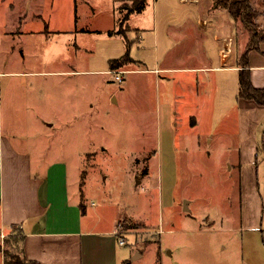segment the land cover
Segmentation results:
<instances>
[{"label": "crops", "instance_id": "obj_1", "mask_svg": "<svg viewBox=\"0 0 264 264\" xmlns=\"http://www.w3.org/2000/svg\"><path fill=\"white\" fill-rule=\"evenodd\" d=\"M4 1L5 9L11 11L18 21L16 37L19 40L28 37L29 49L27 53L21 51L22 56L26 54L32 60H38L40 66H35V61H32V69L28 70H2L0 66V78H9L5 83V111L4 100H0V264H12L8 263L6 257V251L11 252V244H15L17 255L30 264H141L148 252L154 255L158 263L166 259H163V255L168 252L165 256L174 259L173 264H194L189 258L192 250L187 244L177 243L164 249L163 230H154L133 216L120 220V208L115 218L109 220L108 213L104 218L107 203L104 199L90 201L88 208L82 185L76 191L71 188L66 148L61 146V158H53L47 137L42 138L40 134L34 138L32 136L33 121L46 123L47 116L41 110L42 106L35 107L40 101L37 103L34 100L42 99L45 92L48 96L53 89L50 78H57L60 83L63 76L82 75L84 72L80 66L77 67L81 65V54L87 47L83 40L84 33L93 35L91 58L103 55L110 67L112 60L125 56H113L110 49L113 42L120 43V51L132 50L135 41L130 40L128 35L119 34L116 29L120 21V7L125 9L126 0ZM156 1L147 0L141 13L135 12L126 18L127 27L142 38L143 44L147 33L153 35L154 67H149L144 58L131 57L132 61L119 69L126 71V74H154L159 85L161 105L170 108L168 117L171 120L180 116V108L185 107L193 124L198 126L212 107L221 109L224 126L220 138H223V146V141L230 139L229 146L232 156H235L234 166L239 174L236 196L241 204L240 213L213 210L208 214L206 210H196L190 201H185V204L188 202L192 211L182 212V207L179 208L181 213H185V218L197 224L199 229L210 228L211 231L219 226L223 232L232 233L236 250L231 249L226 264H264V105L239 96L240 71L243 69L241 60L249 37L237 55L239 60H232L230 54V60L228 58L229 61L224 63L221 56L224 47L219 49L222 65H216L211 55L199 62L201 65H188L185 62L175 65L178 58L174 51L166 54L164 63V55L161 57L159 53L160 20L166 26L165 32L169 38L174 36V26L169 24L164 10L161 14L158 12L159 4ZM86 11L94 12L92 17L95 19L96 15L107 11L109 22L101 28L84 29ZM219 37L215 35L216 40ZM100 50L102 54H99ZM52 61H55L54 64ZM133 64L140 67L131 68ZM123 67L129 68L125 70ZM248 69L254 87L264 88V42L258 50L249 53ZM111 70L102 72L109 73ZM178 74L184 75L183 78H176ZM190 74H199L198 81L189 78ZM23 77H29L26 86L19 83ZM34 110L36 114L32 115ZM54 123L48 120L45 125L53 127ZM210 135H203L204 140ZM198 137L201 139L200 134ZM81 154L76 147L71 150V155L76 159ZM127 218L150 229V234L157 235V241H150L146 245L137 242L128 248L125 238L126 244L120 245L121 236L129 233L120 232L122 221ZM170 231L178 233V229ZM229 245L222 246V249L229 250ZM204 249L211 250L210 245ZM202 259H198L196 264H207L204 261L207 256L204 255Z\"/></svg>", "mask_w": 264, "mask_h": 264}, {"label": "rangeland", "instance_id": "obj_2", "mask_svg": "<svg viewBox=\"0 0 264 264\" xmlns=\"http://www.w3.org/2000/svg\"><path fill=\"white\" fill-rule=\"evenodd\" d=\"M251 2L258 14L255 22L264 36V0ZM156 3L159 4L158 12L161 14L164 10L169 24L174 26L175 37L169 38L165 32L166 26L160 20L159 53L161 57L164 55V63L166 54L174 51L178 58L175 65L182 62L201 65L199 62L208 55L216 61V65H222L219 49L231 45V59L236 60L242 44L249 37L244 24L235 19L219 0H157ZM125 4L124 10L120 7V21L116 29L119 34L128 35L135 42L132 50L129 48L130 51L125 52L119 50V42H113V48H110L113 56L119 58L128 51L131 57L144 58L149 67H154V37L147 33L143 44L142 38L130 31L126 24L129 14L127 6L130 9L134 3L126 0ZM84 13V29L101 28L109 22L107 11L96 15V19L92 17L94 12ZM93 20L95 22L91 23ZM17 24L15 15L7 11L5 1L0 0L2 70L32 69V61H35L21 54V51L27 53L29 44L28 37L22 40L16 37ZM216 34L220 36L217 40ZM83 40L87 47L81 54V65H77L84 71L82 75L63 76L60 83L57 78L51 77L53 89L48 96L45 92L42 99L34 100L37 103L40 101L35 107L42 106L41 110L47 116L45 122L53 120L55 123L53 127H47L46 123L33 121V138L36 134L47 137L53 158H61L60 148H66L71 188L76 191L82 185L88 208L92 200L104 199L107 202L104 218L107 213L109 220L115 218L120 208V220L133 216L154 230H163L165 250L177 243L187 244L192 250L189 258L194 264L198 259L202 261L204 255L207 256L204 260L207 264H226L231 249L236 250L232 233L223 232L219 226L211 231L210 228L199 229L197 224L185 218V213H181L179 208L182 207V212L192 211L190 204H185V201H190L196 210H206L208 214L213 210L240 213L241 204L236 196L239 174L234 166L235 156H232L229 146L230 139L224 140L223 146V138H220L224 126L221 109L212 107L198 126L193 124L185 107L180 108V116L171 120L168 117L170 108L161 105L159 85L154 74L125 73L124 81L118 82L115 74L102 72L111 70L103 55L91 58L93 35L84 33ZM99 54H102V50ZM34 63L40 66L38 60ZM130 67L140 66L133 64ZM127 68L123 67L125 70ZM183 76L178 74L176 78L182 79ZM197 76L200 75H188L195 82L199 79ZM6 80L9 78H0V100H4V111ZM28 80L29 77H23L19 83L26 86ZM35 114L34 110L32 115ZM198 134L201 139H198ZM207 134L211 135L204 140L203 135ZM74 147L82 153L78 159L71 155ZM172 229H178V233L171 232ZM120 232H129L125 236L128 248L137 242L146 245L150 241H157L156 234H150V229L132 218L122 221ZM14 245L11 244L13 251L10 249L13 253L16 251ZM208 245L211 250L204 249ZM224 245H229V250L224 251ZM19 248L17 246V250ZM166 254L163 255V259H166L158 263L154 255L148 252L141 264H173L175 260Z\"/></svg>", "mask_w": 264, "mask_h": 264}, {"label": "trees", "instance_id": "obj_3", "mask_svg": "<svg viewBox=\"0 0 264 264\" xmlns=\"http://www.w3.org/2000/svg\"><path fill=\"white\" fill-rule=\"evenodd\" d=\"M224 3L226 9L229 13L237 20H240L244 26L248 29L249 41L246 50L242 56V67L240 71V93L239 96L245 99H250L256 101L260 105H264V88H256L252 84L251 74L249 71V53L253 50H258L262 42H264V36L255 22L257 18V11L254 9L251 0H219ZM134 7H131L129 14L141 13L145 7L147 0H134ZM127 16V17H128ZM126 17V18H127ZM131 56L127 53L120 59H115L111 61V68L117 70L125 64L131 62ZM10 256V259L8 257ZM6 257L8 263L12 264H30L26 259L21 258L16 252H7Z\"/></svg>", "mask_w": 264, "mask_h": 264}, {"label": "built area", "instance_id": "obj_4", "mask_svg": "<svg viewBox=\"0 0 264 264\" xmlns=\"http://www.w3.org/2000/svg\"><path fill=\"white\" fill-rule=\"evenodd\" d=\"M222 59L224 61V63H226L228 61L229 55L231 54V46H226L223 50H222ZM109 73L115 74V80L118 82H123L124 78L123 75L126 73V71L121 70V69H117V70H111ZM120 245H125L126 244V239L124 236H121L120 240H119Z\"/></svg>", "mask_w": 264, "mask_h": 264}]
</instances>
